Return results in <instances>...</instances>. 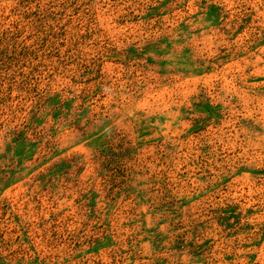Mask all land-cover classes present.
<instances>
[{"label":"rangeland","instance_id":"374dc122","mask_svg":"<svg viewBox=\"0 0 264 264\" xmlns=\"http://www.w3.org/2000/svg\"><path fill=\"white\" fill-rule=\"evenodd\" d=\"M0 264H264V0H0Z\"/></svg>","mask_w":264,"mask_h":264}]
</instances>
